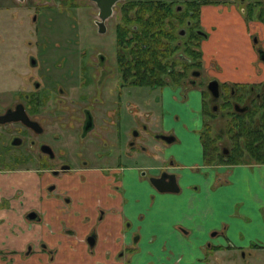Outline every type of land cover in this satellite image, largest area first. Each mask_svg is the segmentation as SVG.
Wrapping results in <instances>:
<instances>
[{
  "label": "flooded vegetation",
  "instance_id": "af4514ba",
  "mask_svg": "<svg viewBox=\"0 0 264 264\" xmlns=\"http://www.w3.org/2000/svg\"><path fill=\"white\" fill-rule=\"evenodd\" d=\"M54 1L55 3L48 0H10L12 9L9 10V17L13 22L19 18L18 10L26 11V36L21 37L20 46L16 44L19 39L17 35H13V40L16 45L14 48H22L24 51L22 63L31 80L23 94L18 92L19 84L15 85L10 103L0 106V115L21 105L25 116L35 126L27 127L18 121L0 124V166L38 168H0V173L26 168L22 170H35L39 177L46 173L51 178L62 181L65 177H80L78 172L82 169H119L126 166L123 162L133 157L128 152V147L133 148V138L137 134L132 133L131 141L123 140L120 123L124 108L126 113L131 112L136 116L141 114L147 120L143 123L138 121L140 130L151 134L154 140L163 145L172 143L175 140L172 133L160 130L161 102L165 96L170 101L173 99L172 94L168 97L165 91L169 89L173 93L177 90L180 100L185 101L186 91L199 83L201 86L200 78L210 73L201 47L202 42L209 37L202 27V8L221 5L233 7L247 21L264 20V0H115L110 5L108 15L103 18L100 17L101 13L95 1L84 0L80 4L92 11L89 24L85 27L89 29L91 25V34L86 39L90 44L83 47V50L79 48L74 51L71 48L76 42V36L72 34L70 37L67 33L75 28L76 22L69 20L72 16L75 21L71 12L79 8V3L77 6L76 0ZM8 9L3 6L0 11ZM148 10L158 12L156 17L159 21L154 30L158 35L153 36L163 37L166 64L172 65L174 62V66H167L166 73L169 76H163L162 85L155 78L144 83L135 77V70L143 68L134 66L138 64L133 61L142 60L145 49L141 43L143 30L135 23L138 16L147 18ZM160 31H163V36L159 34ZM88 32L84 31L83 35ZM149 32L151 35L152 32ZM250 40L254 44L257 59L264 66L258 54V51L264 52V48L255 35H251ZM193 50L197 54L195 57L192 56ZM49 59L52 60L49 62ZM154 63L150 68H154ZM210 78L199 96L203 120L200 136L208 130L216 154H220L224 160L231 149L226 128L237 117L242 116L255 127L257 118L264 111V83L259 86L222 84L216 78ZM211 81H216L218 86L216 98L207 90V84ZM130 88H146L148 94H153V109H142L143 95L131 93ZM154 104L158 105V111L154 109ZM148 122L156 123L154 128L157 131L151 132ZM219 122L221 127L217 129ZM162 137L173 138V141L165 143ZM14 139L18 142L16 146L12 145ZM222 143L226 148H219ZM145 150L146 148L141 147L142 152ZM243 159V164H258L247 155H243ZM211 164L223 163L214 157ZM166 167L160 168L156 175L140 169L139 175L146 177L157 190L153 183L155 181L165 184L170 180L174 182V177L165 172ZM54 187V184H50L48 189L53 191ZM17 192L22 193L20 190ZM62 199L64 202L68 201L67 197ZM8 210L14 211L11 205ZM96 213L100 219L104 210L98 208ZM30 214H34V220L27 219ZM23 219L28 222H41L36 208H29L23 214ZM90 236L94 243V235L90 234L87 238ZM87 238L86 244L89 246ZM41 247L44 248V245L41 244ZM31 249V245H27L23 250L24 255H28ZM235 250L243 259L247 255L248 264H254L256 251L263 252L264 247L252 244L246 250L229 245L222 249L218 247L210 251L204 250L203 264H210L212 257L219 253L224 256V252L233 253L228 256L227 264H234Z\"/></svg>",
  "mask_w": 264,
  "mask_h": 264
},
{
  "label": "crops",
  "instance_id": "0c3cea01",
  "mask_svg": "<svg viewBox=\"0 0 264 264\" xmlns=\"http://www.w3.org/2000/svg\"><path fill=\"white\" fill-rule=\"evenodd\" d=\"M201 14L209 36L201 47L210 73L222 84H263L264 66L250 37L255 35L264 48V20L247 21L235 8L222 5L204 7ZM171 94L169 101L192 117H183L181 135L171 132L165 123L179 122V111L172 109L171 114L162 100L160 130L172 133L175 140L164 145V153L150 150L156 166L87 168L78 172L80 177L62 181L46 173L33 179L35 170L0 173V202L7 200L14 209H0V222L6 220L0 224L2 232L16 236L19 257L14 264H203L204 250L264 247V164L206 162L200 102L191 107L177 90ZM193 155L198 161L187 163ZM163 166L174 177L173 192H158L139 175L140 169L156 175ZM50 184L55 185L53 191ZM14 188L22 191V201ZM29 208L38 210L40 223L23 219ZM98 208L104 210L100 219ZM90 234L91 247L86 244ZM27 245L32 249L24 255ZM0 264L7 263L0 258Z\"/></svg>",
  "mask_w": 264,
  "mask_h": 264
},
{
  "label": "rangeland",
  "instance_id": "374dc122",
  "mask_svg": "<svg viewBox=\"0 0 264 264\" xmlns=\"http://www.w3.org/2000/svg\"><path fill=\"white\" fill-rule=\"evenodd\" d=\"M49 2H54V0H48ZM228 1V0H227ZM0 8H2L3 6L9 8L7 11H0V106L4 107L7 104L10 103L11 101V93L13 92V89L15 88V85L19 84V89L18 92L21 94L24 93V90L27 89V84L30 82L31 78L28 77V75L25 73L26 72V68L23 66L22 63V56L24 54V51L19 48L15 49L14 46L16 47V45L14 44V40H13V35H17V37L19 38L18 40H16V44L17 46H20V40L23 38L22 36H26V32L25 29L28 28L27 24H26V11L25 10H18L19 11V18L17 17V19L15 20V22H13L10 17H9V10L12 9L11 6V2L10 0H1L0 1ZM84 2V0H76V4L78 6L79 3V8H75L71 13L74 15L75 21L72 19L73 17L71 16L69 22H76L75 28H71L69 30V33H67V36L69 35L71 37L72 34H75V38H76V42L73 45V48H71V50L77 51L79 48H81V50H83V47L88 46L90 43L86 42L87 36H89L91 34V25L90 28L86 29L85 27L88 26L89 24V19L91 17V8H84L80 3ZM227 6V5H226ZM55 9V8H54ZM61 9V8H60ZM58 11V10H56ZM57 13V12H55ZM54 13V14H55ZM71 15V14H70ZM202 20V19H201ZM202 27L204 28L205 26L202 24ZM74 29V30H73ZM84 29V30H83ZM86 31L88 33H86L85 35H83V32ZM204 32H206L208 34V31L205 29ZM22 37V38H21ZM52 59H49V62ZM20 62V63H19ZM17 65V66H16ZM49 65V64H48ZM16 72V74H15ZM20 72V73H18ZM209 75V76H208ZM208 75H206V77H201L200 78V82H201V86L200 83L194 87L191 88L190 90L186 91V94H184L187 98H186V102H188L191 107H197V105L199 104V100H200V92L201 89L203 88L204 84H206V82L208 81V79L211 78H215V74H211L208 73ZM210 78V79H211ZM130 92H136L137 94H142L143 95V100H144V105L142 109H147L149 111H151L153 109V103H152V96L153 94H148L147 89H133L130 88ZM172 92L168 90L165 91V94L169 97L170 94ZM19 94V95H20ZM171 97V96H170ZM131 99V98H129ZM168 98L165 96V101H164V105L167 107H169V111L171 112V114H174L172 112L173 110H178L179 111V122H172V121H167V123H165V125H167L168 130H170L172 132V129L174 131V133H177L178 135H181V131L179 129V126L183 125L182 122L184 121V118L186 120L191 119L192 114L185 115L183 114V107L181 105H176V104H172L170 101L168 102ZM154 109H156L158 111V105L154 104ZM125 107V105H124ZM164 113L168 114V110L165 111ZM169 115V114H168ZM169 117V116H168ZM184 117V118H183ZM193 122H195L196 117L195 114H193ZM138 121H140L141 123H143L144 121H147L145 118H143V116L140 115H133L131 112L126 113V109H123V113H122V118H121V123H120V127H121V132H122V136H123V140L124 141H131L132 139V133H136L137 136L134 137V143H133V148L128 147V152H130V154L133 156L131 158H127L123 164L125 165H131V166H156L157 163L155 161L152 160V151H150L151 149H153L156 153H164L165 151V146L161 143H159L157 140H154L151 137V134H148L147 132H143L142 130H140L138 128ZM166 121V120H165ZM189 123V122H188ZM156 124V123H155ZM154 123L151 124V122H148V127L149 130L152 131H157L156 128H154ZM221 122H219L217 125V129L221 127ZM159 125V123H158ZM195 125V124H194ZM197 125V124H196ZM153 126V127H151ZM140 132V135H138ZM173 146H177V145H173ZM141 147L146 148L145 152L141 151ZM155 147H157L158 149L155 150ZM219 148H226L224 146V143H222L221 145L219 144ZM171 152H174L173 147H171ZM145 153V154H144ZM147 154V156H146ZM187 163H194L197 160V157L195 155H193L192 157H187L185 160ZM17 164H19V162H17ZM13 168V167H26V168H33V169H37V166H0L1 169H9V168ZM26 168H21V169H26ZM39 177L38 175H35L33 177V179H37ZM21 178H25V179H30L31 177H25L21 175ZM14 193L16 192V199H23V195L20 192H17V188L13 189ZM19 197V198H18ZM20 201V200H18ZM38 201V200H37ZM9 202L6 200H2V202H0V209L5 210L6 208L9 207ZM21 216V215H20ZM14 221L19 222L17 219H15ZM6 222V220L3 218V221L0 222L1 225H3ZM18 226V225H17ZM3 229L0 227V258L3 262L5 263H10L14 264L17 261V258L19 257V252L16 249L17 247V242L15 240L16 236L15 234H4ZM16 233V232H15ZM12 236V238H11ZM238 243H244V237L243 235L240 234V237L238 238ZM248 249V248H247ZM246 249V250H247ZM259 252V251H258ZM256 252V256L253 258L256 261V264H260V260H261V254L264 255V251L263 252ZM224 256L222 254H218L215 257H212L209 261L210 264H227V258L228 256L232 255V252H224ZM243 254V252H242ZM234 264H248L247 262V255H245L244 259L241 258V255H239L237 253V250H235L234 252ZM23 259V258H21ZM255 261L253 262L255 264Z\"/></svg>",
  "mask_w": 264,
  "mask_h": 264
},
{
  "label": "trees",
  "instance_id": "16d2710c",
  "mask_svg": "<svg viewBox=\"0 0 264 264\" xmlns=\"http://www.w3.org/2000/svg\"><path fill=\"white\" fill-rule=\"evenodd\" d=\"M148 14L149 16L145 19L139 16L137 17L138 19L136 18L138 21L135 24H137L138 27L141 26L143 30L144 35L141 43H143L145 49L143 50L142 60L136 61L135 59V61H133L134 63L136 62L135 64H138L134 66L143 68L140 70L138 67H135L138 68L135 70V77L144 83L150 80V78H155V80L162 85L164 83L163 76H169V74L166 73L167 66L168 68L174 66V62L171 63L172 65L166 64V60L164 59L165 56H163V45L165 44L163 37L153 36L158 35V33L154 32L159 21V18H157L158 12L148 10ZM162 23L161 21L160 25H162ZM160 29H162V26ZM149 31L152 32L151 35ZM159 34L161 36L164 35L163 31H160ZM192 56H197L194 50L192 51ZM153 63L155 64L154 68H150ZM177 79L178 78H176V80ZM175 82L177 83V81ZM237 118L238 119H235L233 124L229 125L225 130L231 140V149L230 153L224 157V160H222L220 154H216L217 151L213 145V140L208 134V130H206V134L203 133V135H201L204 157H207L206 162L209 163L214 157H217L223 164L238 165L245 163L243 155H247L251 157V160L253 159L254 162L264 164V111L259 118H257L255 127L252 123L245 121L243 116Z\"/></svg>",
  "mask_w": 264,
  "mask_h": 264
},
{
  "label": "water",
  "instance_id": "95a60500",
  "mask_svg": "<svg viewBox=\"0 0 264 264\" xmlns=\"http://www.w3.org/2000/svg\"><path fill=\"white\" fill-rule=\"evenodd\" d=\"M97 3L98 8L100 10V17L103 18L106 15H108L109 9H110V5L115 2V0H93ZM259 54V59L264 63V52L262 51H258ZM217 83L216 81H211L207 84V90L210 92L211 96L216 98L217 97ZM14 121H18L21 122L23 125L27 126V127H34L35 124L30 122L27 117L24 114L23 108L21 105H17L15 106L13 111H8L7 113L0 115V124L3 123H9V122H14ZM162 140L165 141V143H170L173 141V138H165L162 137ZM12 145L16 146L18 145V142L16 141V139H14L12 141ZM164 178V177H163ZM155 185V188L157 189L158 192L161 193H169V192H173L175 190V185L173 180H170L168 184H165L161 181H155L153 182ZM28 220H34V214H30L27 216ZM87 243L89 244V246L93 245V237H88L87 238Z\"/></svg>",
  "mask_w": 264,
  "mask_h": 264
}]
</instances>
